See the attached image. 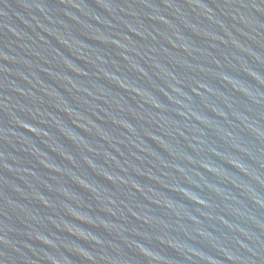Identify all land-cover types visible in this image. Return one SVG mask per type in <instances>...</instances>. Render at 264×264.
Here are the masks:
<instances>
[{
  "label": "water",
  "instance_id": "water-1",
  "mask_svg": "<svg viewBox=\"0 0 264 264\" xmlns=\"http://www.w3.org/2000/svg\"><path fill=\"white\" fill-rule=\"evenodd\" d=\"M0 264H264V0H0Z\"/></svg>",
  "mask_w": 264,
  "mask_h": 264
}]
</instances>
